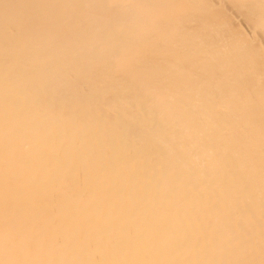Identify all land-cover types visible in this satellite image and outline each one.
Returning a JSON list of instances; mask_svg holds the SVG:
<instances>
[{
	"label": "snow or ice",
	"instance_id": "obj_1",
	"mask_svg": "<svg viewBox=\"0 0 264 264\" xmlns=\"http://www.w3.org/2000/svg\"><path fill=\"white\" fill-rule=\"evenodd\" d=\"M253 27L264 0H0V264H264Z\"/></svg>",
	"mask_w": 264,
	"mask_h": 264
},
{
	"label": "bare ground",
	"instance_id": "obj_2",
	"mask_svg": "<svg viewBox=\"0 0 264 264\" xmlns=\"http://www.w3.org/2000/svg\"><path fill=\"white\" fill-rule=\"evenodd\" d=\"M213 2L223 8L226 5H232L235 2V0H213ZM251 31H252L251 39L255 43L256 47L259 48L261 39L262 37H264V33H258V31L254 27L251 28Z\"/></svg>",
	"mask_w": 264,
	"mask_h": 264
}]
</instances>
